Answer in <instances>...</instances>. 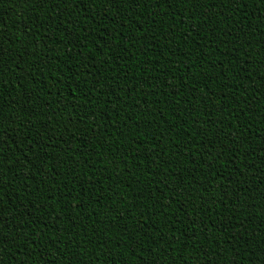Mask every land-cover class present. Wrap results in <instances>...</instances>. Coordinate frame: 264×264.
I'll return each mask as SVG.
<instances>
[{
  "label": "trees",
  "instance_id": "trees-1",
  "mask_svg": "<svg viewBox=\"0 0 264 264\" xmlns=\"http://www.w3.org/2000/svg\"><path fill=\"white\" fill-rule=\"evenodd\" d=\"M138 3L0 0V264H264V0Z\"/></svg>",
  "mask_w": 264,
  "mask_h": 264
},
{
  "label": "snow or ice",
  "instance_id": "snow-or-ice-1",
  "mask_svg": "<svg viewBox=\"0 0 264 264\" xmlns=\"http://www.w3.org/2000/svg\"><path fill=\"white\" fill-rule=\"evenodd\" d=\"M27 2H28V3H31L34 7H45V6L48 4L49 0H27ZM51 2L53 3V5L62 8V9H63L64 11H66V12H70V11L72 10V8L75 7V4H76V0H59V3H57V0H51ZM95 2H96V0H93V3H95ZM108 2H109V3H112V2H114V0H108ZM121 2L124 3V4H127V3L129 2V0H121ZM132 2H133V3H136L137 6H141L140 3H138V0H132ZM151 2H153V0H149V3H151ZM157 2L159 3V5H160V7H161V10L164 11V0H157ZM222 2H223L224 4H229V3H231V4L234 6V9H233V10H237V9H240V8H242V7L247 6V2H248V0H222ZM186 6H187V5H186ZM86 7H90V6L86 5ZM76 11H77V17L80 16V15H82V13L79 11V9H77ZM107 11H108V9H105V12H107ZM128 15L131 16V15H132V12L130 11V12L128 13ZM246 15H247V14H246ZM77 17H73L72 19L69 20V29H70V30H69V36L72 35V31H71L72 28H75V30H76L77 32L79 31V28L76 27V25L79 24V19H78ZM223 18H224V17H223V15L221 14L220 19L223 20ZM247 18H248V19H251V17H247ZM137 19H139V17H137ZM104 31H111V30L108 29V28L105 26ZM104 31H101V32L99 33L100 37H101L102 39L105 40V42H106V44L108 45L109 48H113V50H114V45L110 43L111 37H104ZM146 31H147V29H143V30H142V33H143V32H146ZM95 33H96V29H95V28H92V29H91V33H87V34H88V35H92L93 38H95V35H94ZM142 33H141V35H142ZM230 34H231V29H228V33H226V35H230ZM189 35H190V33H189ZM125 38H127V37H125ZM78 39H79V38H78ZM238 39H242V37H238ZM97 43H99V41H97ZM79 47H80L81 50L83 51L85 45H84V44H80ZM4 51H5V50L3 49V47L0 46V56H2V55L4 54ZM89 51H91V49H89ZM122 51H123V50H122ZM229 51H231V50H229ZM33 54H35V53H33ZM20 55L23 56L24 53H20ZM57 58H59V57H57ZM76 63H77V65H79L80 62H79V61H76ZM68 71H69V72H72V66H71V65L68 66ZM79 73H80V68H79V66H78V67L76 68V72H75V74H74V80H75V81H79V79H80ZM249 75H250V74H249ZM261 75L264 76V72H261ZM0 80H3V73H2V72H0ZM93 81L98 82V78H97V77H93ZM19 83H20L21 85H23V84H24L23 79H20V80H19ZM89 83L91 84L92 82H89ZM76 87H77V88H80V85L77 83V84H76ZM192 87L195 88V85H193ZM69 90L72 91V90H74V89H69ZM81 90L83 91V89H81ZM87 91H88L89 93H91V92H92V88L90 87ZM2 93H3V88L0 87V96H2ZM96 95H99V93H96ZM13 99H14V98H13ZM27 100H28V98L26 97V98H25V103H27ZM88 103H92V101L89 100ZM73 107H75V105H73ZM81 107H83V106L81 105ZM53 114L56 115L55 113H53ZM15 119H17V117H15V116L12 117V120H5V119H4L3 101L0 100V122H2V123H0V137H2L3 135H5V133H7V130H6V128L4 127V125L6 124L8 127H11L12 122H13ZM80 119L82 120V119H84V118L81 117ZM217 127H219V125H217ZM229 130H230V129H229ZM25 131L27 132V129H25ZM4 143H7V141H4ZM11 143L13 144V141H12V140H11ZM21 143H23V141H21ZM32 143H33V140H32V139H29V140H28V144L24 145L25 148H28L29 145H31ZM9 146H10V145H9ZM2 151H3V149L0 148V152H2ZM222 151H223V150H222ZM211 154H212V148L209 147V148L207 149V153H206V155L211 156ZM220 155H221V152H217V153H216V156H217V157H219ZM4 160H5V157H4V156H0V164H3V163H4ZM194 167H195V165H194ZM18 171H20V170L18 169ZM241 171H242V170H241ZM2 175H3V169H0V176H2ZM211 175H212V176H215V175H217V173H216L215 171H213V172L211 173ZM249 187H251V185H249ZM207 190H208V189L205 188V191H207ZM2 191H3V188L0 187V192H2ZM2 199H3V197L0 196V200H2ZM222 199L224 200V203L227 204L228 201H229L230 199H232V196H231L228 192H225V195H224V197H222ZM236 200L239 201V197H238V196L236 197ZM205 202L207 203V201H205ZM213 203H215V201H213ZM251 203L254 204L255 201L252 200ZM75 204H76V205H79V204H80V200H79V199H76V200H75ZM57 222L59 223V219H58V218H57ZM35 239H36V238L33 237V238H32V241H35ZM77 248H79V245H77ZM80 250L82 251V249H80ZM21 251H23V248H21ZM236 251H237V254H238V253H239V249H237ZM0 252H2V250H0ZM75 255H76V253L73 252V253H72V256L75 257ZM49 259H51V258H49Z\"/></svg>",
  "mask_w": 264,
  "mask_h": 264
}]
</instances>
